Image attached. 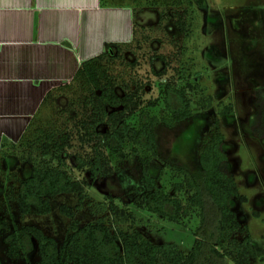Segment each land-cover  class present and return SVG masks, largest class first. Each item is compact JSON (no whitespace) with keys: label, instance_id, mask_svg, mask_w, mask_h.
Returning a JSON list of instances; mask_svg holds the SVG:
<instances>
[{"label":"trees","instance_id":"1","mask_svg":"<svg viewBox=\"0 0 264 264\" xmlns=\"http://www.w3.org/2000/svg\"><path fill=\"white\" fill-rule=\"evenodd\" d=\"M131 3V42L104 43L102 52L84 61L71 79L84 95L82 111H73L64 124L47 130L30 120L17 141L23 149L22 163L30 166L14 198L18 215H47L51 199L75 194L74 208L59 207V212L71 220L67 237L58 244L40 229L16 226L0 214L4 255L7 260L28 264H251L256 257L251 237L232 207L233 201L244 204L247 198L239 193L228 171L224 136L217 120L212 121L201 141L196 174L166 164L173 178L181 179L168 189L159 185V174H152L158 150L157 128L172 129L193 114L186 87L176 85L183 79L172 67L177 56L160 52L162 41L141 32L172 26L182 34L185 11L183 16H176L156 0H148L141 10H157L159 17L155 25L147 27L135 23L134 14L142 7L137 6L142 0ZM100 5L122 4L120 0H100ZM136 29L141 30L140 38L134 35ZM120 63L124 68L117 70ZM162 80L165 82L160 83ZM254 94L257 111L251 131L264 143V81ZM159 104L164 112L161 116L154 112ZM6 145L1 143L0 152L4 153ZM76 148L82 152H75ZM9 156L4 154L8 162L12 160ZM129 159H134L139 169L138 182L129 191L135 209L177 225L197 217L189 252H182L174 243L153 244L136 228L139 223L125 200V208L109 194L106 201L93 205L86 201L85 188L111 179ZM85 207L92 221L82 225L75 220V212Z\"/></svg>","mask_w":264,"mask_h":264},{"label":"rangeland","instance_id":"2","mask_svg":"<svg viewBox=\"0 0 264 264\" xmlns=\"http://www.w3.org/2000/svg\"><path fill=\"white\" fill-rule=\"evenodd\" d=\"M131 1L120 0V3L132 7L134 4ZM156 1L176 16H183L185 11L184 33L180 34L172 26L169 29L162 26L153 31L143 30L141 33L160 39V52L177 56L172 67L183 79L176 85L186 87L193 115L172 129L157 128L158 150L152 174H159V185L166 189L171 183L181 180L173 178L166 164H175L191 175L196 174L201 141L212 121L217 120L219 131L224 136L223 150L228 171L239 193L247 198L244 204L233 201L232 207L251 237L256 254L251 264H264V143L251 131V121L257 111L254 93L264 81V0ZM146 3L148 0H142V4L137 5L142 7L135 11L134 16L137 25L148 27L157 23L159 15L157 10H141L147 7ZM140 31L136 29L134 32L137 38L141 36ZM124 49L122 51L126 52ZM117 65V70L123 67L121 63ZM163 82L165 80L160 81ZM83 96L72 81L60 85L53 89L30 120L45 130L60 126L73 111H82ZM162 110L159 104L154 112L161 116L164 114ZM17 141H8L4 153L0 152V214L16 226H34L61 244L68 235L71 220L59 212V207L74 208L77 196L60 194L54 197L50 200V213L47 215L19 216L14 198L19 181L29 174L30 166L22 163L23 149ZM75 152L82 150L76 148ZM125 152L127 154L129 150ZM4 154L11 155L12 160L8 162L9 158H5ZM138 177L136 162L129 159L111 179L85 188L86 201L91 205L106 201L107 194L114 197L120 208H125L123 202L127 201L128 210L139 223L135 224L136 228L153 244L174 243L182 252H189L199 223L197 217L185 219L177 225L135 209L131 205L133 199L129 191L137 184ZM75 220L82 225L92 221L87 207L75 212ZM4 249L0 240V264H28L23 260H7ZM31 261L35 263L36 256Z\"/></svg>","mask_w":264,"mask_h":264},{"label":"crops","instance_id":"3","mask_svg":"<svg viewBox=\"0 0 264 264\" xmlns=\"http://www.w3.org/2000/svg\"><path fill=\"white\" fill-rule=\"evenodd\" d=\"M132 20L124 3L0 0V145L17 141L45 95L104 43L130 41Z\"/></svg>","mask_w":264,"mask_h":264},{"label":"flooded vegetation","instance_id":"4","mask_svg":"<svg viewBox=\"0 0 264 264\" xmlns=\"http://www.w3.org/2000/svg\"><path fill=\"white\" fill-rule=\"evenodd\" d=\"M225 152V151H224Z\"/></svg>","mask_w":264,"mask_h":264}]
</instances>
